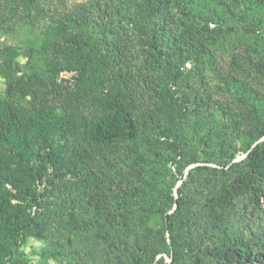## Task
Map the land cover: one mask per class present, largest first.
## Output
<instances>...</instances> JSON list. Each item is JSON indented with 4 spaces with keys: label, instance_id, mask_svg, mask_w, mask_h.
I'll use <instances>...</instances> for the list:
<instances>
[{
    "label": "trees",
    "instance_id": "obj_1",
    "mask_svg": "<svg viewBox=\"0 0 264 264\" xmlns=\"http://www.w3.org/2000/svg\"><path fill=\"white\" fill-rule=\"evenodd\" d=\"M189 1L106 0L124 11L123 22L106 30L109 52L86 37L82 25L64 19L61 0L0 3V13L13 11L29 24L43 23L41 49L53 78L36 71L17 76L16 52L0 50L6 84V96L0 98V264H24L17 255L20 245L28 237L44 240L47 235L55 236L52 248L69 264H157L161 254L170 256V264H264V231L255 234L250 225L251 210L264 207V145L258 142L264 137V98L233 77L222 81V93L259 118L242 150L248 172L240 175L239 163H231L240 115L226 110L227 120L219 122L208 110L207 96H198L183 73L187 63L192 70L203 63L208 40L191 26L181 30L167 24L175 18L168 12L186 8ZM136 21L148 24L138 39L147 61L141 71L162 91L154 122L135 109L130 79L121 76L132 38L128 28ZM60 72L77 73L76 81L86 89L64 97L62 114L51 105L61 97L55 82ZM188 122L190 131L183 133ZM58 133L86 148L64 152L54 141ZM117 143L140 146L124 166L135 165L148 178L145 192H136L121 176L115 182L88 174L81 187L70 183L104 148ZM200 143L204 150L196 159L193 148ZM40 145L50 150L45 158L37 150ZM38 162L52 175L45 180L49 190L43 201L36 190L43 181ZM197 163L203 166H190ZM116 211L125 213L119 228L110 222ZM156 215L164 218L169 242L147 227L148 218ZM83 241L94 249L82 246Z\"/></svg>",
    "mask_w": 264,
    "mask_h": 264
},
{
    "label": "rangeland",
    "instance_id": "obj_2",
    "mask_svg": "<svg viewBox=\"0 0 264 264\" xmlns=\"http://www.w3.org/2000/svg\"><path fill=\"white\" fill-rule=\"evenodd\" d=\"M4 1L0 0V3L4 4ZM61 1L64 4V19L82 25V33L86 37L92 38L102 52H109L105 34L110 24L123 22L124 11L120 5L114 3L110 7L106 0ZM5 12L0 13V50L4 47H12L16 52L17 76L36 71L45 76L46 80L48 76L50 80H53L48 74L47 62L41 49L44 42L41 33L43 23L35 21L33 22L35 24H29L22 18H17L13 11ZM168 16L175 17L173 21L167 22L172 29L184 30L191 26L198 32L199 37L204 36L208 40L207 57L203 63L193 70L190 69L191 64L187 63L183 73L198 96H207L208 110L219 122L227 120L226 110H231L234 114L240 115L238 134L232 135L231 145L234 148V156L231 163H239L236 172L245 175L248 172V167L245 161L246 154L242 150L246 148L253 137L259 118H252L245 108L242 109L237 104L236 98L223 94L222 81L233 77L244 84L250 94L260 95L264 98V4H256L252 0H190L186 8H179L178 11L176 9L170 10ZM216 20L219 21V26L214 23ZM176 21L185 22L187 25L184 26V24ZM252 27L257 30L254 34ZM128 29L132 38L126 47V53L129 52L127 68L125 72H121V76L125 80L130 79L131 96L135 109L141 111L146 119H152L154 122L155 110L158 108L156 98L162 91L153 81L145 78V73L141 71L146 67L147 61L139 52L140 43L138 42L139 37L147 32L148 24L144 21H136L133 28ZM236 64L238 68H235ZM76 78L77 73L75 72H60L58 74L55 82L59 85L61 97L56 98L51 104L58 114H62L65 108V96L70 97L86 90L83 85L76 81ZM155 80L160 85L165 86L163 80L156 79V77ZM5 87V78L0 74V98L6 96ZM88 108H91L90 103H88ZM189 126L190 122L182 129L183 133L190 131ZM54 141L64 152L86 148L84 142L72 136L64 137L61 133L54 137ZM258 142L264 145V137ZM139 149L140 146L137 143H117L108 146L84 167L77 178L70 180V183L74 182V184H79L77 187H81L82 184L80 183L83 180H88V174H95L99 177L108 176L113 178L115 182L121 176L128 179L130 187L134 188L136 192H145L148 178L137 169V166H124L129 154ZM37 150L43 158L50 153V150L42 145L37 147ZM203 150L204 146L201 143L194 145V158L200 159ZM37 164L41 175H43V181L37 183L36 190L42 198L41 201H43L49 190L45 180L48 177L51 179L52 175L49 168H45L39 162ZM197 165L203 166L201 163L190 166ZM208 166L213 165L208 164ZM109 169H113L114 173H110ZM128 169H130L129 172ZM185 177L186 172L183 178ZM175 178L178 179V176ZM66 180H69V176L66 177ZM169 180L166 181L169 182ZM180 183L181 181L177 182L176 186H179ZM174 190L175 188H172V195L176 197ZM251 212V229L255 234H260L261 230L264 231V207H260V210H251ZM124 214L123 211H116L112 216L113 218H110L114 228H119L122 224ZM147 227L153 230V233L158 232V236H164L165 241L169 242L168 234L164 232V218L161 215L148 218ZM188 236L190 235L187 233L180 238H187ZM54 239L55 236L52 235H47L44 240L28 237L18 248V259L24 261V264H69L55 253L52 248ZM81 244L85 248L94 249L91 242L83 241ZM155 262H158L157 264H170V256L158 255ZM121 264L124 262L121 261Z\"/></svg>",
    "mask_w": 264,
    "mask_h": 264
}]
</instances>
